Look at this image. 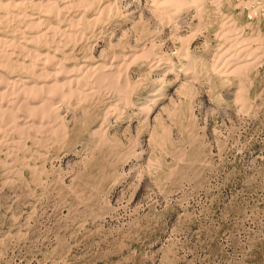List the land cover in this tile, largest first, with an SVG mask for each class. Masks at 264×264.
Here are the masks:
<instances>
[{"label":"rangeland","instance_id":"374dc122","mask_svg":"<svg viewBox=\"0 0 264 264\" xmlns=\"http://www.w3.org/2000/svg\"><path fill=\"white\" fill-rule=\"evenodd\" d=\"M199 1L0 0V264H264V0Z\"/></svg>","mask_w":264,"mask_h":264},{"label":"bare ground","instance_id":"6f19581e","mask_svg":"<svg viewBox=\"0 0 264 264\" xmlns=\"http://www.w3.org/2000/svg\"><path fill=\"white\" fill-rule=\"evenodd\" d=\"M161 0H159V2H160ZM164 2H167V3H169L173 8H174V10H175V8H181V7H184V5H185V7H186V5H188L187 6V8L188 7H191V6H194V4L196 3V2H200L199 0H163ZM216 2V1H215ZM214 2V3H215ZM213 3V2H212ZM50 4V3H49ZM48 5V4H47ZM168 5V4H167ZM197 5V4H196ZM195 5V6H196ZM12 7H13V5H12ZM169 8V7H168ZM171 9V8H170ZM189 9V8H188ZM201 9V8H200ZM220 9V8H219ZM197 10H199V9H197ZM170 11V10H169ZM200 12H201V10H200ZM52 13V12H51ZM180 14V13H179ZM13 16V15H12ZM4 17V16H3ZM13 18V17H12ZM31 18V17H30ZM4 19V18H3ZM10 19V18H9ZM25 19V18H24ZM32 19V18H31ZM166 19V18H165ZM1 20V19H0ZM36 23V22H35ZM34 23V24H35ZM39 24V23H38ZM223 25H224V23H223ZM40 26V25H39ZM232 26V25H231ZM231 28V27H230ZM229 30V29H228ZM233 30V29H232ZM230 32H232V31H230ZM33 37V36H32ZM37 37V36H36ZM40 37V36H39ZM231 37H232V35H231ZM34 38H35V36H34ZM237 39V38H236ZM233 40V39H232ZM30 41H32V40H30ZM37 41V40H36ZM227 42V41H226ZM232 42V41H231ZM227 43H229V42H227ZM4 44V43H3ZM238 46V45H237ZM5 47V46H4ZM225 47V46H224ZM232 47V46H231ZM22 49V48H21ZM227 49H229V48H227ZM226 49V50H227ZM2 50V49H1ZM225 50V51H226ZM3 51V50H2ZM5 51V50H4ZM228 51H230V50H228ZM245 50H242L241 52H242V54H243V52H244ZM18 52V51H17ZM30 53V52H29ZM35 53V52H34ZM37 54V53H36ZM183 54V53H182ZM11 55H13V54H11ZM28 55V54H27ZM239 55V54H238ZM3 56V55H2ZM34 56H35V54H34ZM33 56V57H34ZM182 56V55H181ZM8 57V56H7ZM28 57V56H27ZM183 59L184 60H189V58H190V56H189V54H184L183 56ZM182 57H181V59H182ZM39 59H40V57H38ZM236 58H238V57H236ZM3 60V59H2ZM36 61H37V59H36ZM232 61V60H231ZM243 61V60H242ZM45 62V61H44ZM33 63V62H32ZM42 63V62H41ZM40 63V64H41ZM46 63V62H45ZM44 63V64H45ZM35 64V63H34ZM247 65V64H246ZM9 66V65H8ZM31 66V65H30ZM244 65L242 64V65H237V69L238 68H242ZM98 67V66H97ZM190 67V66H189ZM13 68V67H12ZM191 68V67H190ZM11 69V68H10ZM35 69V68H34ZM41 69V68H40ZM105 69H106V67H105ZM104 69V70H105ZM108 69H109V67H108ZM189 69V68H188ZM247 69V68H246ZM8 70V69H7ZM103 71V70H102ZM107 71V70H106ZM112 71V70H111ZM45 72V71H44ZM46 73V72H45ZM90 73V72H89ZM33 75H35V74H33ZM32 75V76H33ZM35 78V77H34ZM33 78V79H34ZM41 77H39V79H40ZM71 78V77H70ZM1 79H2V77H1ZM36 79V78H35ZM34 79V83L35 84H37V82H38V79L37 80H35ZM73 80V79H72ZM37 81V82H36ZM79 81V80H78ZM31 82L32 81H23V82H20V84H21V86H23V90L25 91V92H28V93H31V92H40V91H42V90H44V89H46V91L48 92V91H50L51 89H56V87H58L59 85L57 84V80H52L51 82H46V81H43L42 80V82H44L42 85H40V86H37V85H31V86H29V84H31ZM63 82V81H62ZM67 82V81H66ZM71 82V81H70ZM69 81H68V83H70ZM73 82V81H72ZM16 83H19V81L17 80V81H13V82H11V83H9V84H12L13 86H15L16 85ZM50 84V85H47V84ZM67 83V84H68ZM64 83H62L61 85H63ZM71 84V83H70ZM77 84V83H76ZM72 85V84H71ZM78 85V84H77ZM76 85V86H77ZM61 87V86H60ZM63 87V86H62ZM14 88V87H13ZM75 89V88H74ZM7 90V89H6ZM16 90V89H15ZM77 90V89H76ZM75 90V91H76ZM11 91V90H10ZM20 91V90H19ZM13 92H14V90H13ZM12 93V92H11ZM4 94V92H2L1 94H0V96L1 95H3ZM6 94V93H5ZM4 94V95H5ZM37 94V93H36ZM45 94V93H44ZM38 95V94H37ZM36 95V96H37ZM53 96H54V94H53ZM14 98V97H13ZM26 99H28V98H26ZM54 99H55V97H54ZM30 100H32V102L30 103L29 101ZM27 101L29 102V103H27L26 101V103L24 104V108H26L28 111H33V110H38V109H40L39 108V106L40 105H42L43 107H41V109H43V111L42 112H46V114H48V116L49 117H53V118H55V117H58L57 116V114H58V112H59V108H57L56 106L54 107L53 105H54V102H53V100H52V96L50 95H47L46 94V96L44 95V96H42V95H40L39 97H37V98H34V99H28ZM4 101V100H3ZM7 101V100H6ZM8 102V101H7ZM12 102V101H11ZM16 102V101H15ZM5 103V102H4ZM33 103V105L35 104V103H40V105L39 104H37L38 106H28L29 104H32ZM10 104V103H9ZM8 104V105H9ZM56 104V103H55ZM11 105H13L12 103H11ZM2 105H0V115H3V118H4V115L6 116V114L7 113H11V111L10 110H12V109H14L12 106L10 107V105H9V108H8V106L5 108V109H2ZM19 107H20V105H19ZM23 107V106H22ZM22 107H20V108H22ZM11 108V109H10ZM23 108V109H24ZM10 109V110H9ZM10 111V112H9ZM29 113V112H28ZM17 114H18V112H17ZM21 114V113H20ZM33 114V113H32ZM43 114V113H42ZM22 116H24V115H21L20 117H22ZM30 116V115H29ZM20 117H16L17 119H13V121H14V123H13V121H12V123H13V129L15 128V127H18L19 125L18 124H20V123H24V124H26V122H22V121H24V120H19V118ZM2 118V119H3ZM24 118H26V117H22V119H24ZM31 120V119H30ZM53 120V119H52ZM42 121V120H41ZM40 121V122H41ZM29 122V121H28ZM32 122V121H31ZM42 124V123H41ZM31 125V124H30ZM10 126V125H9ZM27 127V126H26ZM34 127V126H33ZM36 127V126H35ZM8 128V127H7ZM31 129V128H30ZM38 129V128H37ZM14 131V130H13ZM21 131V130H20ZM23 133V132H22Z\"/></svg>","mask_w":264,"mask_h":264}]
</instances>
